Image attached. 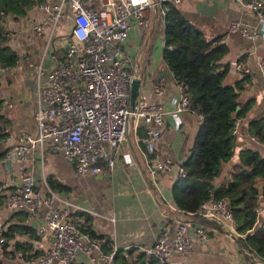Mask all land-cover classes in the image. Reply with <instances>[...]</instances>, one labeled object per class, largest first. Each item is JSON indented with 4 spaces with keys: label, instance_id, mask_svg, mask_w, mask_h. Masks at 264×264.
Listing matches in <instances>:
<instances>
[{
    "label": "crops",
    "instance_id": "1",
    "mask_svg": "<svg viewBox=\"0 0 264 264\" xmlns=\"http://www.w3.org/2000/svg\"><path fill=\"white\" fill-rule=\"evenodd\" d=\"M61 0H45L57 4ZM264 1V0H263ZM96 5V0L93 1ZM181 14L206 38H220L227 46V52L220 63L228 64L229 71L224 78L226 85L247 77L248 81L239 92V100L244 103L252 100V106L246 117L239 120V133L231 159L222 164L220 173L213 180L216 187L230 180V173L239 163V151L244 148L254 149L264 156V146L253 140L247 133L248 122L258 116H264V78L258 70V64L264 62V40H254L228 32L233 21L244 22L249 29L257 28L258 19L252 10L242 6L237 0H181L175 5ZM146 22L135 21L127 39L121 44L125 54L133 59V74L141 81V92H155L161 106L173 110V99L177 98L181 88L173 79L172 73L162 60L163 21L158 10L146 9ZM46 14L36 6L22 17L7 15L2 25L9 33L8 45L17 53L19 60L15 67L0 71V154L17 143L19 134L25 132L34 137L36 125L33 114L39 83L37 69L49 70L63 55L70 20L63 16L53 28V41L48 44L52 25H47L43 34L32 31V26L44 22ZM60 45L55 47L58 38ZM242 64L249 70L243 74L236 64ZM41 82L44 77L40 78ZM200 117L193 111H187L165 117L164 125L151 143L146 154L142 153L144 129L131 128L126 141L116 155L112 169H103L97 175L81 177L71 163L60 152L53 151L52 141H46L41 153L36 148L30 160L20 169L16 164L5 166L0 158V194L7 195L19 184L23 173H32L43 187L48 178L59 199L57 205L65 207V202L81 209L71 214V219L81 228L88 225L96 236L95 242L101 244L108 240L112 250H128L150 247L163 231L172 234L178 220L189 223L191 251L189 254H173L171 264H247V257L254 262L258 259L242 249L240 235L229 226L216 221L203 224L193 215L181 212L172 200V187L178 181L177 168L183 164L194 145ZM122 154H129L133 165H126ZM169 158L173 161L172 170L154 177L146 171L147 163ZM263 184L258 185L261 186ZM148 189V190H147ZM263 189V187H262ZM261 195V194H259ZM263 200H259V204ZM263 217V216H262ZM210 221V220H209ZM41 221L25 211H11L0 204V231L10 225L25 226L31 233L21 232L15 239L7 241V256L0 243V260L3 264H35L25 261L14 250V241L29 243L30 253L41 254L46 243L39 240L37 229ZM201 224L209 238L203 241L195 236L194 225ZM110 253V252H109ZM13 254V255H12ZM108 254V253H107ZM6 256V257H5ZM58 264V263H52ZM75 264H105L96 254L77 253ZM110 264H113L112 262Z\"/></svg>",
    "mask_w": 264,
    "mask_h": 264
},
{
    "label": "built area",
    "instance_id": "2",
    "mask_svg": "<svg viewBox=\"0 0 264 264\" xmlns=\"http://www.w3.org/2000/svg\"><path fill=\"white\" fill-rule=\"evenodd\" d=\"M61 0L57 4L43 2L36 7L46 14L44 22L34 24L32 31L44 33L47 25H52L48 44L53 41V28L58 20L66 16L70 20L63 60L56 61L44 71L37 69L38 90L33 119L36 125L34 137L21 132L16 144L3 156L4 162L16 164L21 169L30 160L36 148L43 152L46 141H52L53 151L71 163L81 177L97 175L103 169H112L121 145L126 141L131 128H143L145 136L142 153L146 154L153 140L164 125L165 117L171 113L191 111L190 100L182 93L173 99V110H165L155 92L139 93L130 102V87L135 79L133 59L125 54L121 44L127 39L135 21L146 22L144 13L148 8L164 14L163 4H178L181 0ZM245 8L252 10L259 22L257 28L249 29L244 22L233 21L228 32L254 40H264V1L237 0ZM246 74L249 70L236 64ZM264 78V62L258 64ZM44 77L41 82L40 78ZM240 122L235 121L231 130L239 133ZM253 140L257 141L255 138ZM258 142V141H257ZM126 165H133L129 154H122ZM171 159L147 163L149 176L172 170ZM178 177L184 178L186 171L177 168ZM39 183L32 173L25 172L20 182L9 192L3 205L11 211H25L41 221L37 235L46 243L44 251L33 262L35 264H75L77 253H95L99 260L110 264L116 249L105 254L100 244L71 219V214L80 210L77 205L61 201L53 189ZM148 190V189H147ZM258 218L264 213V200L255 208ZM196 214L200 218L216 221L234 230L233 215L226 199L203 201ZM195 236L203 241L209 238L201 225H194ZM3 237L0 236V243ZM189 223L178 220L173 233L161 232L153 244L140 248L147 256L160 264H171L173 254L186 255L191 251ZM22 257L21 253H17Z\"/></svg>",
    "mask_w": 264,
    "mask_h": 264
},
{
    "label": "trees",
    "instance_id": "3",
    "mask_svg": "<svg viewBox=\"0 0 264 264\" xmlns=\"http://www.w3.org/2000/svg\"><path fill=\"white\" fill-rule=\"evenodd\" d=\"M43 2L45 0H0V71L15 67L19 60L17 53L8 45L10 38L3 28V18L7 15L22 17ZM163 9L162 60L182 93L190 100L191 111L200 117L194 145L181 164L186 176L179 178L172 187V200L177 209L193 215L195 221L198 218L203 224H212L214 221L196 214L200 204L211 198L226 199L232 211L235 230L240 235V246L258 259V262H254L247 257V264H264V213L260 218L255 213L259 200H264V156L254 149L240 150L239 163L233 167L230 180L218 187L213 183L222 164L233 156L236 135L231 130L235 121L246 117L252 106V100L244 103L239 100V92L248 78L233 86L226 85L224 78L229 65L220 63V60L226 54L227 46L220 38H206L175 5L164 3ZM62 60L63 55L59 61ZM247 133L264 146V116L251 119L247 124ZM3 137L0 134V139ZM2 156L0 154V158ZM47 183L51 188L55 187L49 178ZM259 184H263L261 195ZM5 197L0 194V204ZM83 230L92 240L102 239L88 225ZM21 232L31 233L29 228L16 225L0 231L4 241L1 249L6 256L7 241L15 239ZM13 244L15 252H21L25 261H32L38 256L37 252L30 253L27 242L14 241ZM109 245L108 240L100 244L105 254L111 252ZM112 263L160 264L144 252L130 248L116 249ZM0 264H3L1 260Z\"/></svg>",
    "mask_w": 264,
    "mask_h": 264
},
{
    "label": "water",
    "instance_id": "4",
    "mask_svg": "<svg viewBox=\"0 0 264 264\" xmlns=\"http://www.w3.org/2000/svg\"><path fill=\"white\" fill-rule=\"evenodd\" d=\"M141 86V81L139 79H134L131 87H130V102L133 103L134 100L136 99L138 93H139V88ZM5 166H10L9 162H4ZM262 187L263 185L259 186V194H262Z\"/></svg>",
    "mask_w": 264,
    "mask_h": 264
},
{
    "label": "rangeland",
    "instance_id": "5",
    "mask_svg": "<svg viewBox=\"0 0 264 264\" xmlns=\"http://www.w3.org/2000/svg\"><path fill=\"white\" fill-rule=\"evenodd\" d=\"M65 35H67V34H65ZM59 41H62V38H61V37L58 38V39L55 41V44H54L55 47H58V46L60 45Z\"/></svg>",
    "mask_w": 264,
    "mask_h": 264
}]
</instances>
